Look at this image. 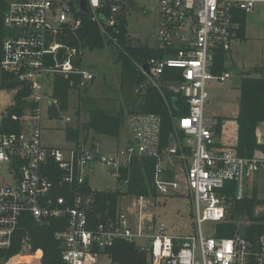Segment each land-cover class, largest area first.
<instances>
[{"label":"built area","instance_id":"obj_1","mask_svg":"<svg viewBox=\"0 0 264 264\" xmlns=\"http://www.w3.org/2000/svg\"><path fill=\"white\" fill-rule=\"evenodd\" d=\"M85 1L86 14L82 0H4L0 18L9 34L3 39L0 70L19 82L12 90L15 95L27 89L28 96L22 113L10 116L20 127L18 132H1L7 110L0 116V264H42L44 253L32 250L28 235L19 254L9 258L4 254L13 247L28 216L37 223L66 220L67 227L55 233L62 245L61 264H101L103 258L110 262L106 250L116 241L135 245L150 264H264V235L256 241L240 234L219 238L216 229L215 236L206 237L202 229L205 222L217 228L225 222L231 184H236V200H241L247 184L264 169L262 155L243 158L235 145L222 144L215 122L206 116L208 85L212 81L227 85L236 77L227 67V55L239 39L236 11L252 14L264 0H148L150 10L159 16L155 50L163 56L147 63L150 75L143 71L149 85L182 96L188 105V114L173 120V134L165 148H161L162 120L150 113L130 116L132 139L113 151L101 150L93 138L87 143L71 142L70 148L47 147L41 142L43 102L47 100L53 118L51 111L59 108V101L53 93L46 94L45 84L53 78L54 88L58 76L73 75L81 76L80 87L96 81L93 73L76 69L79 53L60 34L77 30L83 17L90 16L105 35L117 15L137 8L136 0ZM219 52L226 54V71L221 75L214 73ZM169 70L179 74L165 81ZM60 119L66 126L70 123ZM134 159L157 161L153 176L157 196L191 199L194 234L171 235L165 223L153 218L147 223L143 214L135 221L126 208L115 219L91 224L88 211L93 194L83 192L89 172L101 167L119 182L122 170H128ZM131 197L139 204L151 199Z\"/></svg>","mask_w":264,"mask_h":264},{"label":"trees","instance_id":"obj_2","mask_svg":"<svg viewBox=\"0 0 264 264\" xmlns=\"http://www.w3.org/2000/svg\"><path fill=\"white\" fill-rule=\"evenodd\" d=\"M5 8L4 0H0V14ZM107 11L104 13L106 14ZM234 21L240 26L238 38L246 40L247 14L236 11ZM2 19L0 18V62L2 57V44L5 36ZM60 38L66 45L78 51L75 67L81 70L80 53L84 48L91 51L104 47V37L116 44L120 50L118 64H120V91L123 104L129 116L136 113H150L159 116L162 120V146L165 148L171 141L173 134V120L188 114V105L180 95L160 92L148 85V78L143 71V66L152 58L161 57L163 53L158 50H150L143 47V43L136 42L130 36L128 20L125 13L116 17V23L112 27H106L105 35L102 34L97 22L90 16L83 17V24L74 31L65 30ZM226 54L219 52L215 58L214 73L221 75L226 71ZM259 69V68H258ZM261 69V68H260ZM163 78L168 81V76L179 74L169 70ZM257 74V73H256ZM81 76L73 75L66 79L58 76L54 83L53 95L59 101V108L52 109L51 117L60 119L61 114L69 109V98L72 91L80 89ZM19 87V82L12 74L1 71L0 89L14 90ZM145 90L142 97L141 107L136 108L138 93ZM238 106L239 113L235 119L238 126V140L234 146L238 155L243 158H252L256 154L264 157V143H259L257 137L258 127L264 123V78L254 75H244L240 79ZM28 96L27 89H21L14 97L15 104L7 110L8 115L2 116L1 132H18L20 127L10 119L12 114H21L26 105ZM176 99V103L173 100ZM78 115V113H77ZM126 113L121 109L117 113L105 110H91L89 118L76 128L66 126L67 138L71 142L87 143L90 138L96 140V136L120 137L121 127ZM223 119L218 120L216 135H219ZM93 134V136H91ZM157 161L154 159H134L130 168L122 170L120 185L125 190L97 191L93 190L87 181L83 186V192L93 194V203L88 215L93 226L105 223L109 219H115L123 210L121 199L126 196L156 198L157 194L153 187V176ZM127 181V182H126ZM57 184V183H56ZM229 195L232 197L231 206L228 209L227 218L217 228V237L230 238L240 234L250 241H256L264 235V211L257 213V207H264V200L258 197L254 190L252 195L248 193L241 200H236V184L230 185ZM60 193L64 194L62 188ZM246 218L248 225L239 229V222ZM67 227L66 220L53 219L44 223H37L26 217L15 237L11 250L5 252L7 258L17 255L22 250V240L26 235L30 237L32 250H42L44 255L42 264H61L62 245L55 239V233ZM110 257L109 264H150L145 253L140 252L135 245L116 241L113 247L106 250Z\"/></svg>","mask_w":264,"mask_h":264},{"label":"rangeland","instance_id":"obj_3","mask_svg":"<svg viewBox=\"0 0 264 264\" xmlns=\"http://www.w3.org/2000/svg\"><path fill=\"white\" fill-rule=\"evenodd\" d=\"M136 2L137 8H128L127 12L129 34L138 43L140 41L143 42V39L146 37L147 47L150 50H155L158 45V13L150 10L148 0H136ZM145 8H147V12L143 11ZM4 32L6 35L9 34L7 30H4ZM246 36V40H237L235 43L233 42L234 45L232 44L234 63L238 65L237 70L239 72H244L240 74L239 80L248 74L264 78V4H258L255 11L247 15ZM103 37L105 44L102 49L91 51L88 48H84L81 50L79 57L81 69L93 73L96 76L95 83L80 87L78 91H72L69 98V109L61 117L70 121V123H67L69 127L76 128L88 120L91 110L98 109L117 113L121 109H124L126 117L121 127L119 138L96 136V141L99 143L101 150L113 151L125 145L124 142L126 143L128 139H132V131L130 128V116L126 112L120 91L121 66L118 64L120 50L107 36ZM234 63L231 59L227 60V66L233 70L235 69ZM238 88L237 80H232L227 85L212 81L207 88L210 98L206 108V116L211 117L212 112L219 111V109L216 110L214 108L217 102L226 105L225 108H222L221 113L234 116L237 112L236 99L239 94ZM45 90L48 96L52 95L53 78H50V81L45 84ZM144 92L145 90L142 89L137 95L138 103L136 108L138 109L142 104V97L140 96ZM13 96L15 97V94L11 90H4L2 92L0 89V116L4 111L9 109L10 105V108L14 106L15 101ZM42 108V144L47 147L70 148L72 143L67 138L65 121L50 118L47 100H44ZM223 123L224 120L221 124ZM218 137L222 138V128ZM258 140L260 142L263 140L264 142V139L259 134ZM233 144L230 146L232 147ZM88 179L93 190H125V186L120 185L117 179L113 178L106 169L101 167L90 171ZM246 190L249 195H252L255 190L258 197L264 200V169L259 173L258 177L255 176L247 184ZM148 201L147 203L139 204L131 196H126L121 199L120 203L121 207L126 208L135 221H138L143 214L144 220L147 223L152 218L157 222L165 223L168 233L171 235L184 236L195 233L191 199L188 196H157ZM262 211H264L263 206L257 207V213H261ZM238 225L239 229L243 230L248 225L246 218H242ZM202 229L206 237L215 236L217 226L211 222H205ZM101 264H109V261L107 258H103Z\"/></svg>","mask_w":264,"mask_h":264},{"label":"crops","instance_id":"obj_4","mask_svg":"<svg viewBox=\"0 0 264 264\" xmlns=\"http://www.w3.org/2000/svg\"><path fill=\"white\" fill-rule=\"evenodd\" d=\"M246 39H247V36H246ZM235 41H237V40H235ZM235 41H234V43H235ZM234 43H233V45H234ZM233 54H234V52L232 51V48H231V51L227 55V60H230L231 59V61L234 63ZM229 56H230V59H229ZM234 68L236 69V72H235V69L234 70L232 68H230V69H232L235 72L236 77H235L234 80H237V83L240 86L239 77H240V74H242L244 72H239L237 70L238 69V65L235 64V63H234ZM0 74H1V70H0ZM1 91L4 92V90H1ZM238 93H240L239 88H238ZM238 97H239V94H238ZM238 97H237L236 101H238ZM13 98H14V96H13ZM208 104H209V101H208ZM10 106H9V108H10ZM225 107H226L225 104L223 105V103L222 104H219L217 102V104L214 106V108L216 110L219 109V111L218 112L216 111L215 113L212 112L211 113L212 116L210 115L211 117H209V116L208 117L211 118L215 122L216 126L218 124V120H219L218 118L223 119L224 120V123L221 124V128H222V138H219L218 136L217 137L222 142V144H224L225 146H228V145L230 146V145H232V143H234L233 145H236L237 144V140H238V126H237V123H236L235 119L237 118L238 113H239L238 102H237V112H236V114L234 116L221 113L222 108H225ZM258 134L262 137V139H264V123L261 124L258 127V129H257V137H258ZM129 141H130V139H128L126 141V143L124 142V144H127ZM259 143H264V142L262 140L261 142L259 141ZM258 176H259V174L257 175V177Z\"/></svg>","mask_w":264,"mask_h":264},{"label":"water","instance_id":"obj_5","mask_svg":"<svg viewBox=\"0 0 264 264\" xmlns=\"http://www.w3.org/2000/svg\"><path fill=\"white\" fill-rule=\"evenodd\" d=\"M134 5V2H132V6ZM82 12L83 13H88V8H87V5H86V1L85 0H82ZM101 20H103V21H106V18H105V16H101ZM143 47L145 48V47H147V38L145 37L144 39H143ZM62 57V53H60L59 54V59ZM143 69H144V71L147 73V74H149L150 75V67H149V65L148 64H145L144 66H143ZM96 80V78H94L93 79V82ZM92 82V83H93ZM173 103L175 104L176 103V99H174L173 100Z\"/></svg>","mask_w":264,"mask_h":264}]
</instances>
